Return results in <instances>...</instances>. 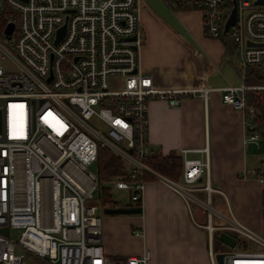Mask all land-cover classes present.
Listing matches in <instances>:
<instances>
[{"label": "built area", "instance_id": "obj_1", "mask_svg": "<svg viewBox=\"0 0 264 264\" xmlns=\"http://www.w3.org/2000/svg\"><path fill=\"white\" fill-rule=\"evenodd\" d=\"M167 2L199 9L206 37H231L242 78L221 89L222 101L242 112L244 143L259 149L264 120L248 94L264 91V82L250 80L264 79V0ZM233 8L235 22L225 32ZM0 20V229L9 230L8 236L0 233V264H147L148 251L122 261L107 258L97 207L85 205L99 199L103 149L120 163L121 173L106 181L129 193L127 207H138L145 178L157 181L189 209L206 212L205 223H195L206 231L210 264H264V237L213 206L217 190L210 186L208 162L182 159L177 180L147 163L153 153L147 102L158 98L178 107L183 97L207 99L214 88L204 80L163 87L140 69L137 0H0ZM7 24L9 34L3 32ZM240 177L255 178L264 188V158ZM45 191L48 212L42 207ZM221 233L235 245L221 241ZM216 240L228 249L216 250Z\"/></svg>", "mask_w": 264, "mask_h": 264}, {"label": "crops", "instance_id": "obj_2", "mask_svg": "<svg viewBox=\"0 0 264 264\" xmlns=\"http://www.w3.org/2000/svg\"><path fill=\"white\" fill-rule=\"evenodd\" d=\"M137 1L143 31L140 69L163 87H191L204 80L214 88L207 99L183 97L178 107L158 98L147 102L152 154L176 156L181 163L182 159L208 162L210 186L217 190L211 199L223 203L221 212L230 211L264 237V188L255 178L240 177L243 171L261 166L264 139L259 149L246 145L242 112L221 96L223 87L239 85L242 78L231 37H206L199 9L175 7L167 0ZM181 150L189 152L182 155ZM140 208L139 216L101 219L107 258L122 261L148 251L147 264H210L206 231L196 225L192 210L179 196L145 178ZM134 228L139 235L132 233Z\"/></svg>", "mask_w": 264, "mask_h": 264}, {"label": "trees", "instance_id": "obj_3", "mask_svg": "<svg viewBox=\"0 0 264 264\" xmlns=\"http://www.w3.org/2000/svg\"><path fill=\"white\" fill-rule=\"evenodd\" d=\"M2 23L0 20V29ZM258 76V75H257ZM252 82H264V79L260 77H254L250 79ZM249 100L257 105L264 120V91L259 94H248ZM148 165L159 173L177 180L181 173V162L176 156L162 157L155 153L152 154L148 160ZM121 167L118 159L110 154L107 150H100L98 154V178L100 181L99 187V203L101 208L115 207L116 204L110 201L109 189L107 186L101 184V180H108L109 177H116L121 172ZM140 207V203H138Z\"/></svg>", "mask_w": 264, "mask_h": 264}, {"label": "rangeland", "instance_id": "obj_4", "mask_svg": "<svg viewBox=\"0 0 264 264\" xmlns=\"http://www.w3.org/2000/svg\"><path fill=\"white\" fill-rule=\"evenodd\" d=\"M237 79L240 82L239 77H237ZM260 133H261V136L264 139V130H260ZM109 179H111V178H109ZM112 179H114V178H112ZM112 183H113L112 181H104V180H101V184L107 186L108 189H109L110 201L112 203L116 204L117 206H125V205H127L129 203V193L127 191L115 189L113 187ZM202 198H204V196ZM212 201H213V206L215 208H217L218 210H220V209L223 210L222 208H225V206L223 205V203L218 202V200L213 199ZM85 205L86 206L87 205H94V206H96L97 207L98 214L99 215L101 214L100 215L101 219L104 218V216H119V215H103L102 212H101V208L99 206L100 203H99V201L97 200L96 197H93L92 200H90V201H86L85 202ZM42 207H43V209H44L45 212H48L49 211V192H47V191L43 192V194H42ZM191 210H192V213L194 214L193 217H194V219L196 221H198L200 223H205L206 212H204L203 210H201L199 207H197L195 205H192L191 206ZM135 216H139V214H137ZM148 221H150V219H148ZM132 231H134V230H132ZM102 234H103V232H102ZM16 236H17V231L12 230L11 231V237L13 239H15ZM214 246H215V249L216 250L219 249L221 252H225L228 249L225 245L221 244L218 240L215 241ZM25 264H41V263H39V262H37L35 260H26V263Z\"/></svg>", "mask_w": 264, "mask_h": 264}, {"label": "water", "instance_id": "obj_5", "mask_svg": "<svg viewBox=\"0 0 264 264\" xmlns=\"http://www.w3.org/2000/svg\"><path fill=\"white\" fill-rule=\"evenodd\" d=\"M235 17H236V9L233 8L230 17L226 21V24H225V32L228 31L230 25L234 24ZM64 27L65 26L62 25L57 30L55 42H57L62 37L63 32H64ZM11 29H12V24H7L4 27L3 32L5 34H9L10 31H11ZM88 168H89V170L94 171V169H95V162H92L89 165ZM140 213H141V208L140 207L121 206V207H108V208H103L102 209V214L103 215H137V214H140ZM0 233H2L5 236H8L9 230L6 227V228H3V229H0ZM219 239L221 241L225 242L226 244L230 245V246H234L235 245V239L233 237L227 235L226 233H221L220 236H219ZM217 258H218L219 262L222 263V255H218Z\"/></svg>", "mask_w": 264, "mask_h": 264}, {"label": "bare ground", "instance_id": "obj_6", "mask_svg": "<svg viewBox=\"0 0 264 264\" xmlns=\"http://www.w3.org/2000/svg\"><path fill=\"white\" fill-rule=\"evenodd\" d=\"M99 196V194H97Z\"/></svg>", "mask_w": 264, "mask_h": 264}]
</instances>
